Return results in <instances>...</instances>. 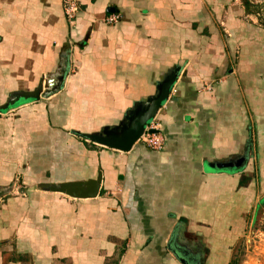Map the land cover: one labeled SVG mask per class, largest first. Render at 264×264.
<instances>
[{
  "label": "crops",
  "instance_id": "0c3cea01",
  "mask_svg": "<svg viewBox=\"0 0 264 264\" xmlns=\"http://www.w3.org/2000/svg\"><path fill=\"white\" fill-rule=\"evenodd\" d=\"M77 1L70 27L61 0H0V107L62 72L60 91L71 96L82 133H96L145 104L177 67L176 93L157 115L164 147L116 152L73 135L54 140L53 169L73 149L102 180L93 199L41 192L34 182L66 181L48 170L43 178L27 158L28 145H41L34 128L61 127L59 109L49 111L56 94L8 105L0 111V196L17 188L21 196L0 204V264L59 262L75 257L73 244L82 262L69 264H106L102 253L109 258L115 247L101 235L124 241L116 264H229L246 228L242 264H264V28L241 0ZM112 13L118 22L104 25ZM242 156L238 169L209 166ZM180 249L201 253L184 261Z\"/></svg>",
  "mask_w": 264,
  "mask_h": 264
},
{
  "label": "rangeland",
  "instance_id": "374dc122",
  "mask_svg": "<svg viewBox=\"0 0 264 264\" xmlns=\"http://www.w3.org/2000/svg\"><path fill=\"white\" fill-rule=\"evenodd\" d=\"M242 4L245 6L246 11H248L252 17H254L258 23V25L262 28H264V0H241ZM260 41H258V46L260 45ZM62 69V67H61ZM56 95H54L53 99H51L50 101V108L49 111H55V109H59V111H57L58 114V118L59 121H57L58 125L61 127L59 128V131H52L49 134H46L45 132H43L41 129L37 130L36 128H34L33 132H32V138L34 140V142H38L41 145H33V147L30 145H28V148H32L33 152L32 154H28L27 158H29V165L30 168L34 171V172H43V178L47 179L48 178V173L44 172V171H50L51 176L53 177H61L63 176V181L65 182H73V181H79V180H83V179H87V178H94L97 179L98 176L100 175V180H102V172L98 169H92L91 167H89V162L90 160H88L86 157L81 158V159H77V158H72L71 157V153H73V149L69 152L68 155H64L63 156V161L61 158V161L63 162V165H65L63 167L60 166L58 168V170L53 169L52 166L54 164V162H56V155H54L53 153V149H55V145H53V141L54 140H62V145L66 144V143H70L69 137H72V131L73 132H77V130H79V133H82L83 131V127H80L78 125V123H80V118L77 117V115L75 114V109H70L69 108V97H71L68 93H65L64 90H61L60 92L55 93ZM22 100H28V99H21L18 100L22 101ZM30 100V99H29ZM17 102H15L14 104H16ZM91 115V113H90ZM95 115V113L93 114ZM57 116V115H56ZM96 116H93V118H95ZM52 116L50 115V123L53 124V120L51 119ZM148 123V121L146 122ZM69 124H72L73 127H69ZM57 125V126H58ZM103 127V126H102ZM74 129V130H73ZM66 132H68L69 136L66 135ZM48 135V136H47ZM71 135V136H70ZM73 138L80 142L82 141L81 139L77 138L75 135H73ZM81 143V142H80ZM86 143V142H85ZM87 145V144H84ZM88 146V145H87ZM69 148V147H68ZM40 149L43 151V155H39V151ZM70 165V166H69ZM50 166V167H49ZM18 173V172H17ZM65 182L63 184H65ZM44 184V182H34L33 185L36 186L38 191L41 192H47V193H51V194H61L63 195V197H67V198H71L69 197L66 193H61L58 191L52 192V191H45L40 189V185ZM16 185H20V187H22V185H24L22 183V180L18 179ZM59 184H49V186H58ZM17 193H11L8 194H1V200H0V204H3L7 199H10L11 197H19L21 196V193L19 191V188ZM23 190L27 189H22V192L25 193ZM73 199V198H71ZM73 200H77V199H73ZM84 200V199H83ZM83 207H85V209H87L88 207L91 208L92 207V203H89L87 205H84ZM258 219V218H257ZM88 223L90 222V220L87 221ZM74 232V231H73ZM72 232V233H73ZM250 230L248 228L245 229V232L242 234L241 237H238V239L233 243V245L230 247V263L229 264H242L244 261V256H245V246L249 243V239L250 238ZM80 234V233H79ZM97 237V236H96ZM76 238V235H75ZM80 239H84L86 238L82 233L79 237ZM101 240H106L107 242H111L114 245V250L112 252V256L109 258H105V254L102 253L101 257H102V262L100 263H106V264H116L119 263L120 260V256L122 255V251L124 249V241H118L113 239L112 237L109 236H104L101 235L100 236ZM247 239V240H246ZM81 241V240H80ZM180 243V241H179ZM14 246V245H13ZM11 245V248H14ZM72 247H74V251H72V255H74L75 257H67L65 258V260H61V261H57L51 264H69V263H81L78 262V255H77V250L75 247V244L71 245ZM88 248H92V245ZM182 249V248H181ZM179 251L180 253V258L183 259L184 261H195L193 260L191 257L187 256L186 254L188 253H196V254H200L201 252H197L195 249L194 250H181ZM203 251V250H202ZM204 253V251H203ZM4 258H9L8 256L4 257ZM140 262H148L143 260H139ZM151 262V261H149ZM153 262V261H152ZM158 262V261H157Z\"/></svg>",
  "mask_w": 264,
  "mask_h": 264
},
{
  "label": "water",
  "instance_id": "95a60500",
  "mask_svg": "<svg viewBox=\"0 0 264 264\" xmlns=\"http://www.w3.org/2000/svg\"><path fill=\"white\" fill-rule=\"evenodd\" d=\"M178 68L171 69L164 78L156 85V92L154 96L150 97L145 104L138 106L134 105L132 109L128 110L125 116L113 127H104L96 133H79L72 132L77 138L82 141L93 144L105 149H109L116 152H128L137 143L140 135L142 134L144 126L147 121H150L155 117L162 104L167 100L168 94L171 89L175 77L177 75ZM64 79V74L56 75L53 78H49L45 82V87L42 89L38 86L32 91H18L11 94L7 100V103L0 107V111L7 108L8 105H12L20 99H46L61 89V84ZM245 156L239 157L229 163L209 165L216 170H230L238 169L245 161ZM100 175L97 179H91L81 182H65L61 183L57 187L49 186L48 184L40 185V189L45 191H58L66 193L73 199H93L98 193L100 186ZM183 263V262H182Z\"/></svg>",
  "mask_w": 264,
  "mask_h": 264
},
{
  "label": "built area",
  "instance_id": "2783aa9c",
  "mask_svg": "<svg viewBox=\"0 0 264 264\" xmlns=\"http://www.w3.org/2000/svg\"><path fill=\"white\" fill-rule=\"evenodd\" d=\"M62 13L66 23L72 27L76 19V15L79 11V5L77 0H61ZM119 20L117 13L107 14L103 17L102 23L106 26H113ZM175 86L171 85L170 92L167 100L162 104L154 118H152L144 126L142 134L137 140L138 144L143 145L146 149L152 152H160L164 147L163 136L161 133V124L157 119V115L164 106L170 102L172 97L175 95Z\"/></svg>",
  "mask_w": 264,
  "mask_h": 264
},
{
  "label": "trees",
  "instance_id": "16d2710c",
  "mask_svg": "<svg viewBox=\"0 0 264 264\" xmlns=\"http://www.w3.org/2000/svg\"><path fill=\"white\" fill-rule=\"evenodd\" d=\"M84 143V142H83ZM84 144H86V143H84ZM87 145H89L90 147H95L93 144H87ZM239 184H243V181L241 180V182L239 183Z\"/></svg>",
  "mask_w": 264,
  "mask_h": 264
}]
</instances>
